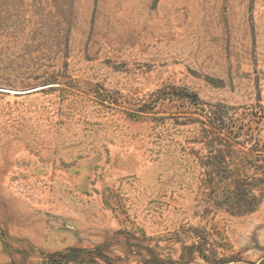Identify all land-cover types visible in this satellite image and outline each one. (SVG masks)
Instances as JSON below:
<instances>
[{"label": "rangeland", "instance_id": "rangeland-1", "mask_svg": "<svg viewBox=\"0 0 264 264\" xmlns=\"http://www.w3.org/2000/svg\"><path fill=\"white\" fill-rule=\"evenodd\" d=\"M237 170L244 213L207 196ZM96 247L115 264L264 260V0H0V264Z\"/></svg>", "mask_w": 264, "mask_h": 264}, {"label": "trees", "instance_id": "trees-1", "mask_svg": "<svg viewBox=\"0 0 264 264\" xmlns=\"http://www.w3.org/2000/svg\"><path fill=\"white\" fill-rule=\"evenodd\" d=\"M176 91V95L178 97H182V99H185V101L191 102L193 104L197 103L198 97L196 95H189L187 97L182 96L185 95L183 92H178V90ZM210 120L213 121L211 122L212 124L210 131L214 132V137L218 136V138L220 137L221 140L228 139L229 141L231 139V141L236 142L235 139H238V137L235 136V134L232 136V130H228L231 129L230 127L226 129L228 126L224 125L225 121L223 119L213 117L210 118ZM227 134H229V138ZM258 151L259 150H255V152ZM223 164H225V162L220 161L218 166H222ZM248 178L250 177L248 176V173L244 172V170H237L236 173L232 172L227 176H219V179L212 178V180L209 181V184H207L209 189L207 191V196L216 207H224L229 209V211H241L238 213H244V209L248 207L249 204L255 202V198H251L253 195L251 194L249 188L247 189L249 186L247 182ZM85 257L88 261V264H115V262L110 257L106 256L102 252L100 247L89 250ZM261 264H264V260L261 262Z\"/></svg>", "mask_w": 264, "mask_h": 264}]
</instances>
